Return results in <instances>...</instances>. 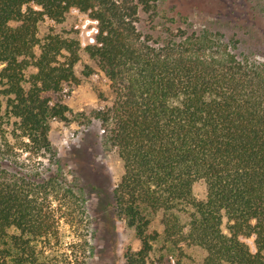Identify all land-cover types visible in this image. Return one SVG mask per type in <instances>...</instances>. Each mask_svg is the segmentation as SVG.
Returning <instances> with one entry per match:
<instances>
[{"label":"trees","instance_id":"16d2710c","mask_svg":"<svg viewBox=\"0 0 264 264\" xmlns=\"http://www.w3.org/2000/svg\"><path fill=\"white\" fill-rule=\"evenodd\" d=\"M160 1L0 0V264H92L51 139L80 66L112 90L93 117L123 165L124 264H264V62L211 26L144 34Z\"/></svg>","mask_w":264,"mask_h":264},{"label":"rangeland","instance_id":"374dc122","mask_svg":"<svg viewBox=\"0 0 264 264\" xmlns=\"http://www.w3.org/2000/svg\"><path fill=\"white\" fill-rule=\"evenodd\" d=\"M164 23L211 26L240 39L242 50L264 62L261 0H161L158 12H141L138 27L144 34L157 33ZM84 30L85 36L91 33L88 25ZM83 69L80 66L77 71L81 84L73 87L66 100L72 111L69 121L56 123L51 139L62 163L68 165L70 182L86 203L94 247L92 264H124L125 247H138L139 241L117 219L112 206L113 190L122 176L123 165L111 148L102 123L93 117V112L106 104L103 99H112V90L102 72L95 68L92 75L85 77ZM196 190L203 193L201 186Z\"/></svg>","mask_w":264,"mask_h":264}]
</instances>
